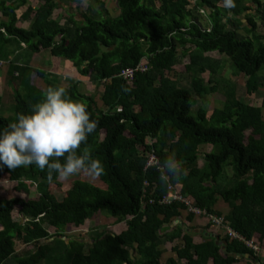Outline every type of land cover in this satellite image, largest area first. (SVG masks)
<instances>
[{"label":"trees","instance_id":"obj_1","mask_svg":"<svg viewBox=\"0 0 264 264\" xmlns=\"http://www.w3.org/2000/svg\"><path fill=\"white\" fill-rule=\"evenodd\" d=\"M31 1L0 0V61H9L4 67L8 65L15 95L14 117L0 113V129L15 122L18 113L30 114V106L48 87H64L30 60L18 62L23 44L26 58L48 49L103 85L99 96L105 109L98 107L95 94L79 91L78 81L64 88L98 122L81 151L89 147L105 173L97 179L74 176L65 189L61 180L54 176L50 182L46 170L35 166L0 170V183L17 182V191L27 196L8 199L0 190V264H264V254L228 235L221 237L214 228L203 243L180 226L171 230L187 205L161 203L174 185L193 206L222 218L224 226L264 248V102L245 103L232 80L223 87L209 55H225L233 75L245 77L247 94L256 95L264 87L259 77L264 34L257 21H264V2L233 0L235 7L227 9L224 0H115L120 14L110 16L102 8L105 0H90L82 20L69 14L65 23L54 16L63 0ZM201 8L210 9V28L196 22ZM141 60L146 71L136 72L133 80L120 76L123 68ZM176 66L187 74L190 87L169 76ZM208 71L205 81L202 74ZM216 94L223 97L220 108L211 114L208 107L196 108V97ZM205 146L211 150L202 152ZM150 151L159 163L176 154L183 169L178 182L164 184L157 164L146 166ZM201 157L203 167L198 165ZM32 186L39 194L36 199L29 198ZM219 202L229 207L224 217ZM17 209L24 222L16 218ZM100 214L125 223L126 229L115 232L96 225L88 240L64 239L68 229ZM194 218L189 213L187 219ZM17 240L35 248L18 256ZM167 243L176 257L163 260Z\"/></svg>","mask_w":264,"mask_h":264},{"label":"clouds","instance_id":"obj_2","mask_svg":"<svg viewBox=\"0 0 264 264\" xmlns=\"http://www.w3.org/2000/svg\"><path fill=\"white\" fill-rule=\"evenodd\" d=\"M224 6L231 9L235 4L224 0ZM30 108V114L18 113L15 122L0 129V170L35 166L46 170L50 182L54 176L67 181L80 174L91 179L104 175V166L93 158L91 149L84 147L81 151V145L88 143V137L98 127L86 105L72 100L64 87H48L42 99ZM156 169L164 184L178 182L183 172L174 152Z\"/></svg>","mask_w":264,"mask_h":264},{"label":"rangeland","instance_id":"obj_3","mask_svg":"<svg viewBox=\"0 0 264 264\" xmlns=\"http://www.w3.org/2000/svg\"><path fill=\"white\" fill-rule=\"evenodd\" d=\"M70 1H72V2H69L70 6H71V12H74L76 14H77V12H81V13L86 12L88 5L92 3L90 0H80V3H78L74 0H70ZM33 2H37V0H33ZM96 7L98 8L97 5H96ZM103 7L109 13L110 16L116 15L117 10H118L116 3H115V0H105L102 8ZM65 12L68 14L67 10H59L57 17L58 18H65V16H66ZM257 19L259 22V31L262 34H264V21H263V19H261L259 17ZM45 54H47V56H50L49 52H43V55H45ZM209 55L217 63V66H218L217 67V70H218L217 73H218L219 78L220 79L222 78L221 85L223 87H224L226 80H232L234 82V84H236V86H237L236 92H237L238 98H240L241 100H243L247 104H251V105H255V106H262L263 105L264 87L262 89H260V91L256 95H252V96L248 95L246 92V88H245V77H243V75H239V76L233 75L232 68L230 67L229 59L225 55H221L218 52H211V53H209ZM68 60L71 61L70 59H68ZM71 68L73 70H75V73H76V67H75L74 63L71 64ZM0 69H2V74L0 75V91L3 94L2 104L0 105V113L6 115L7 117H14L15 95L12 92L13 87H11V84L9 82L10 77L8 74V65H6L5 67L3 66ZM174 69L178 71L179 67L176 66ZM172 71L169 73V76L172 79L182 80L185 82V86L190 87L191 80L188 79L186 73L179 72V71L177 73H174ZM202 75H203L205 81H209V77H210L209 71L205 72ZM259 77L261 79V84H263V86H264V68L259 72ZM51 78H53V80L61 82V85L64 87H70L75 80V78L72 79L73 78L72 74L63 75V76L58 77V78H56V77H51ZM205 84H207V82H205ZM43 86L45 87L46 85L43 84ZM78 89L81 93H84V94H87V93L88 94L89 93L95 94L98 107L101 109L102 108L105 109V106L102 105V102H101L100 96H99L103 92L104 88H103V85H99V82L92 81L88 76V78H86V80L83 82V86L79 85ZM196 98L198 101L196 108H199L201 106L208 107V110L210 111L209 113L211 114L215 108H220V106L222 105L220 100H222L223 97L220 96L219 94H216V95H209L206 99H202L199 97H196ZM209 150H211V148H209L208 146L202 147V152H206ZM205 164H206V160L203 157H201L198 161V165L200 167H203ZM227 175L230 177L233 175V170L230 166L227 167ZM70 179L67 181H62L64 186H65V189H67L71 186ZM16 187H17V182H9V181H7V179H5V181H2L0 183V190H1L2 197L8 198V199H11L14 197L26 198L27 196H26L25 192H18ZM56 191L59 192V191H61V189H56ZM38 197H39V194L37 192L36 187L32 186L30 189L29 198L30 199H36ZM219 204H220V207H219L220 212L221 213H227L229 210L228 205H224L223 202H219ZM219 204H218V206H219ZM15 216L18 220H21L23 222L25 221L23 216L19 213V209H17V212H15ZM96 225L99 226L100 228H102V227L111 228L115 232H120L121 230L126 229L125 223L116 224L115 218L100 214L97 216L96 220L90 221L84 226H81L79 228L73 226L70 229H68L65 232L66 236L64 237V239H66L67 241H70L71 238H76V239H80V240L81 239L82 240L83 239L88 240L87 237H89V230L97 227ZM217 226L218 225L215 224V228L218 231V233L222 232V233H220L221 235H223V236L227 235L225 233V231H223L220 227L217 228ZM50 230H51V232H54L53 229H50ZM256 243L258 244L257 241H256ZM34 248H35L34 245H24L21 241H18V240L16 242V252H17L18 256L27 255ZM169 252L171 253V248L169 249ZM262 254H264V248H262V252L259 253V255H262ZM243 263H244V260H243V262L236 263V264H243ZM42 264H50V263L45 261ZM211 264H212V262H211Z\"/></svg>","mask_w":264,"mask_h":264},{"label":"crops","instance_id":"obj_4","mask_svg":"<svg viewBox=\"0 0 264 264\" xmlns=\"http://www.w3.org/2000/svg\"><path fill=\"white\" fill-rule=\"evenodd\" d=\"M69 2H72L70 0H63L61 4L62 7H59L56 11H55V18L57 17V14L59 13V10H67L68 14L65 12V18H61L62 21H64L66 23V21H68L67 17L69 16V14H75L76 15V19L77 20H82L81 17V12H71V6L69 4ZM262 2H264V0H262ZM31 3L33 4V1H31ZM206 9V8H205ZM117 10V9H116ZM120 13L117 10L116 15L114 16H118ZM208 15H210V9H206V14L204 16H202L201 18L198 17V19L196 20L197 23H199L200 25H203L204 27L206 26L207 28H210V18H208ZM243 17L245 18V15L243 14ZM58 18V17H57ZM258 18V17H257ZM260 18V17H259ZM258 21V19H257ZM244 22H246V20L244 19ZM25 47L26 45L23 44V48L19 50V52L17 53V57L19 59V63L23 64L25 63L24 61L26 60H30V65H32L34 68H38V69H43L47 72V74L49 73V77H61L63 75H67V74H72V79L75 78L74 81H78V84L80 86H83V82L86 80V78H88V76L86 75H81L78 72V69L76 68V73L75 70H73L71 68V64L74 63L73 61H69L68 59L62 58V57H58V56H54L52 54H50V51L48 49H43L40 52H36L33 53L31 55L30 58H26L25 57ZM43 52H49L50 56H47V54L43 55ZM216 52V51H213ZM211 53V52H210ZM12 57V56H11ZM2 74V69H0V75ZM46 74V76H47ZM51 74V76H50ZM53 79V78H52ZM3 94L0 91V97L2 98ZM224 203V202H223ZM224 205H227L226 203H224ZM220 204L218 206V210L220 211ZM190 212H188V210H184L181 212L182 216L178 217L177 219H175L171 225V230L176 227V226H180L184 232V234L189 233V234H193V239L195 240L196 243H203L206 242L207 240V234L210 233L211 231H214L213 229H211L212 227L208 228V226H210L209 224L211 223L209 219H207L206 217H202V216H196L195 218L190 221L187 219L188 215ZM192 214V213H191ZM224 217V215L226 213H222ZM216 232H213V235H215ZM222 232H219L218 234H220ZM225 236V235H224ZM223 235H221V237H224ZM216 240H221L222 239L220 237H215ZM180 242V241H179ZM218 242V241H217ZM220 244H224V243H220ZM170 245V246H169ZM167 249V252H164L162 259L166 260L169 256H174L176 257V253L175 252H169V249L172 248V245L170 243H167L165 245V247ZM185 262V260H183ZM243 262L242 261H238L235 262L236 263H240ZM246 260H244L243 264H246Z\"/></svg>","mask_w":264,"mask_h":264},{"label":"built area","instance_id":"obj_5","mask_svg":"<svg viewBox=\"0 0 264 264\" xmlns=\"http://www.w3.org/2000/svg\"><path fill=\"white\" fill-rule=\"evenodd\" d=\"M197 13L199 15V18H201L202 16H204L206 14V9L201 8L197 11ZM8 62L9 61L1 60L0 66L3 67ZM147 68H148L147 64L141 60L136 66L123 68L120 72V76L126 80H133L136 72L146 71ZM159 162H160V160H159V157L157 156V154H155L153 151H150L149 153H147L146 166L158 164ZM173 201H180V202L187 205L188 212H190L196 216H202V217H206L207 219H209L211 224H212V228L216 229L215 224H217L218 225L217 228L220 227L223 231H225V233L228 235V237L231 240L241 241L247 247L254 248L257 252H262V248H261V245L259 243L257 244L256 241L246 240L242 235H240L238 232L234 231L232 228L224 226L222 218L209 215V214H207L206 210H203L201 208L193 206L190 203V201L187 199V197H184L181 194L180 189H178L174 185H170L168 194L166 197H163V199L161 200V203L170 204Z\"/></svg>","mask_w":264,"mask_h":264}]
</instances>
